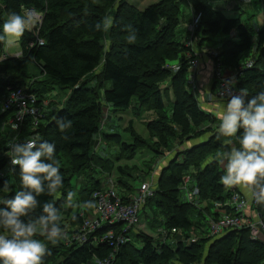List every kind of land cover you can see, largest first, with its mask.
<instances>
[{
    "label": "trees",
    "instance_id": "16d2710c",
    "mask_svg": "<svg viewBox=\"0 0 264 264\" xmlns=\"http://www.w3.org/2000/svg\"><path fill=\"white\" fill-rule=\"evenodd\" d=\"M218 2L160 0L140 10L125 0H0V26L11 12L24 15L28 10H35L41 17L36 37L33 31L26 30L28 33L19 38L18 57L6 55L5 37L0 39V59L5 57L0 60V105L5 106L9 96L20 90L33 95V106L37 109L36 124L26 115L17 123L16 104L0 111V171L5 170L0 176V186L9 184L10 179L9 197L21 190L18 166L15 172L11 171L9 143L35 138L56 144L63 186L56 194H41L30 219L43 214L45 203L54 202L62 217L66 238L52 244L39 234L34 237L47 246L43 264H95L112 253V247L101 238L111 229L121 233L122 225L104 222L86 242L71 241L81 224L78 210L89 216L95 205L93 193H103L109 188L110 178L121 202L127 201L137 184L151 183L153 196L144 204L141 215L144 218L143 215L152 213L153 220L147 216L149 229L174 232L171 246L167 244V237L162 243H156L142 231H125L127 241L118 247L113 264H264V243L251 239L247 227L226 228L214 235L206 231L208 236L202 235L203 238L191 234L208 230L205 213L214 220L218 218L212 204L218 200L223 202L229 191L221 182L225 171L219 168L217 157L221 150L230 149L223 145L224 136L214 131L217 118L200 108L192 93L194 90L187 85L189 61L197 60L198 49L203 50L205 43L218 36L213 41L217 50L208 52L214 68L213 92L217 90L220 76L227 83L232 82L236 90H247L248 98L264 91V28L255 31V26H247L241 21L242 14L224 15L215 5ZM181 5L189 7L193 14H201L193 32L185 29L183 39L190 38L187 45L179 41L176 33ZM113 8L111 29L98 30L96 25L107 17L106 10ZM247 62L251 63L249 68L244 67ZM31 66L38 69L37 76L29 74ZM92 81L95 85L90 88ZM166 82L173 97L168 115L160 90ZM194 83L198 85L197 73ZM56 88L65 92L68 99L64 107L52 111L46 101ZM103 104L114 112L129 110L133 104L138 108L148 107L155 118L145 125L148 137L143 138L132 130L133 142L126 143L119 134L105 132L100 128ZM57 117L70 120L71 127L61 130ZM204 135H208L206 142L186 146L189 140L204 138ZM239 136L240 132L235 135L236 141ZM112 147H118L119 153L112 155ZM142 149L152 153L151 164L159 157L176 154L163 167L156 163L150 168L149 180L137 182V177L127 174V168L117 163L134 159ZM181 156L183 159H179ZM114 171L119 177L114 176ZM156 171L158 174L154 176ZM185 177L189 179V190L198 189L193 202L186 195L181 200ZM69 192L75 193V203L71 205L67 202ZM89 201L91 206H86ZM66 206L77 207L73 216L64 218ZM254 210L264 220V203H257L253 212L250 210L249 219L255 215ZM200 217L205 224L198 221ZM192 236L196 240L190 239Z\"/></svg>",
    "mask_w": 264,
    "mask_h": 264
},
{
    "label": "clouds",
    "instance_id": "9594fccd",
    "mask_svg": "<svg viewBox=\"0 0 264 264\" xmlns=\"http://www.w3.org/2000/svg\"><path fill=\"white\" fill-rule=\"evenodd\" d=\"M37 18L35 10H28L24 15L11 12L0 26V39L5 36L13 40L22 37L35 25ZM113 23L111 17H105L96 27L108 31ZM227 96L226 103L218 101L216 96L211 97L218 109V132L227 137L240 132V147L223 153L222 161L226 164L221 182L227 187H245L252 199L264 203V91L251 98L245 89L238 94L228 91ZM6 110L0 105V111ZM56 123L61 130L71 127V121L61 117L56 118ZM9 148L11 171L15 172L18 166L21 190L9 197L12 192L10 185L5 182L0 186V229L3 230L0 234V264H43L48 249L44 242L34 237L39 234L52 244L66 238V229L61 226L62 217L54 202L45 203L43 214L30 219V214L39 205L38 197L45 193L56 194L63 186L56 144L34 138L10 143ZM74 196L75 193H68L69 205ZM86 206H91V201Z\"/></svg>",
    "mask_w": 264,
    "mask_h": 264
},
{
    "label": "rangeland",
    "instance_id": "374dc122",
    "mask_svg": "<svg viewBox=\"0 0 264 264\" xmlns=\"http://www.w3.org/2000/svg\"><path fill=\"white\" fill-rule=\"evenodd\" d=\"M127 3H129L132 6H135L136 8L142 10L145 7H147L148 5L154 4L156 2H159L160 0H125ZM220 1L218 3H216V6H221L222 4L226 3V0H217ZM227 3H229L230 7H238L240 9L234 10L232 11L234 14L231 13L232 17H236V13L238 15H241V21L246 24L249 27L255 26L254 29L255 31L260 30L261 28H264V0H228ZM240 4V5H239ZM188 10H186V9ZM113 9H107L106 10V16L107 17H111L113 16ZM223 12V11H222ZM25 14V13H24ZM189 20H191V15L192 12L190 10L189 7L183 6L181 5V16H180V24L178 26V28L176 29V33L178 34L179 37V41L183 44L188 43V40L190 41V38L187 40L186 37L183 39L184 37V33H185V29L187 27L188 24H190L187 21V15H189ZM237 15V16H238ZM7 19V18H6ZM40 19L41 17L38 15V18L36 20L37 23L40 24ZM36 22L35 25L31 28V30L34 32V28L36 27ZM30 31V30H28ZM28 33V32H26ZM24 33V34H26ZM222 36V35H219ZM218 36H216L215 38H213V40L209 41L208 43H205V45L203 46V50L198 49V51L195 53V56H197V60H201V58L203 59H207L206 56H208V52H210L211 50H217V47L214 45V40L217 39ZM223 38H225L223 36ZM234 39L237 41V37H234ZM5 45H4V52L6 53V55L8 56H15L16 54L20 53V41L19 38L13 40L12 38L6 37L5 36ZM256 51V49H255ZM254 51V54L256 53ZM4 55V56H6ZM187 56V55H186ZM185 59H187V57H184ZM204 61V60H203ZM101 70V67L98 68V71ZM38 73V69L35 68V66H31L30 67V71L29 74L32 76H37ZM207 75L203 74L201 79H200V83H205ZM205 79V80H204ZM90 84V88H92L95 85V82L92 81L89 83ZM168 82H166L165 84H163L160 87L161 92L163 93V101L165 103L166 106H168L167 108V115L170 114V103L173 100V97L170 93V91L168 92ZM199 85H196V88ZM199 92V87L198 89H196V91L192 92L195 94H197ZM68 99V96L65 95V92H60L57 88L55 89V91H53L48 99H47V104L51 105V110L52 111H57L58 109L62 108L65 106L66 100ZM218 101H223V103H226L227 101H224L223 99H217ZM216 105V104H215ZM215 108H217V106H215ZM101 124H100V128L104 129L105 132H107L108 134H119L122 138V140L126 143H132V137L130 135V131L134 130L139 136L143 137V138H147L148 137V132L146 129V124L148 122H150L152 119L154 118V114L152 113L151 110L148 109V107H142V108H138L137 104H133V106L126 111H118V112H114L112 110L111 107H108L106 105H102L101 107ZM214 114L217 115V112H214ZM217 118V117H216ZM218 123L216 125L213 126L214 131L216 134H219L218 129H219V124H220V120L217 118ZM14 136V135H13ZM208 139V135H204V138L199 137L198 139H191L189 141L191 142H187L186 146H198L199 144L206 142V140ZM99 140V139H98ZM10 144V143H9ZM223 145L229 146V149L231 150V148L236 147L239 148L240 147V143L239 140L236 141V137L232 136V137H227L224 136V141H223ZM111 154H116L117 151L119 153V148L118 147H112L111 150ZM226 152L225 150H221L219 153H221V155H219L217 157L218 161H219V168H221V170L225 171V164L226 161H222V156L223 153ZM176 153H169L166 155V158H158V161L156 162L157 164L163 163L165 164V162H167V160L169 161L170 159H172L174 157ZM153 157L152 153L147 151L146 149H142L139 150L136 153V156L134 157V159L132 160H122L120 162L117 163L118 166H122V167H126L127 168V174H131L132 176L137 177V182L141 179L145 180L148 179L149 180V176L150 175V168H152L156 163H153L151 161V163L149 162L150 159ZM211 158V157H209ZM179 159H183L182 156ZM1 174L0 176L3 174L5 170L0 171ZM114 176L116 175L117 177H119L117 171L113 172ZM2 175V176H3ZM153 176V175H152ZM2 178V177H1ZM75 184V181H72ZM11 184V181L9 179V185ZM11 187V186H10ZM12 189V188H11ZM229 191V194L227 196V198L231 197L232 193L234 192H241L240 196L242 198H244V201L248 203L249 209L252 211V208L256 206V204H254V199L251 198L250 196V192L247 188L242 187L240 185L237 186H232V187H227L226 188ZM182 196H181V200L185 199V193L182 191ZM244 193V194H243ZM230 197L226 200H224L223 202H221L220 200H218L219 202H213L212 204V209L214 210V212H216V208L218 207L219 211L225 210V207L228 205L229 199ZM75 202L72 201V204H74ZM206 206V204H205ZM204 207V206H203ZM66 213L64 214V218H68V216H73L74 213L76 212V209H70L69 206H66ZM243 209V208H242ZM246 210H243V216L244 217H248L249 215L245 212ZM142 212H140V217H141V221H140V226L139 228L134 227V231L135 230H139V232L141 233H146V235L148 234L156 243H162L164 237H167L168 242L167 244H171V246H173V237H174V232H170V233H164L163 235H160L158 230L161 229H157L155 230H151L149 229L148 225H150L148 223V219L147 216H150V213L148 212L147 215H143L144 218L142 217ZM254 214H255V218L252 221V227L254 228H259L262 224L261 221L258 220V218L256 217V213L254 210ZM205 217L208 218V230L207 228H205L204 232H202V230H198V231H193L191 232V234H194L197 236V238H203V236H208V234H211V223L209 222V220H214V218H211L209 216L208 213L204 214ZM195 218H197L195 216ZM204 218V217H203ZM150 219L153 220V215L151 213ZM199 222L205 224L204 220L200 217L198 219ZM207 221V220H206ZM220 222V221H219ZM224 223V221H221ZM117 225H122V229L126 228V226L122 223H114ZM204 228V227H201ZM206 231H209V233L207 234ZM263 233L264 231L261 230ZM199 234V235H198ZM201 235V236H200ZM176 239H178L177 236H175ZM190 239H194L196 240L195 236H192Z\"/></svg>",
    "mask_w": 264,
    "mask_h": 264
},
{
    "label": "built area",
    "instance_id": "2783aa9c",
    "mask_svg": "<svg viewBox=\"0 0 264 264\" xmlns=\"http://www.w3.org/2000/svg\"><path fill=\"white\" fill-rule=\"evenodd\" d=\"M200 19L201 14L192 13L190 24L187 26V31L189 33L193 32L194 28L197 27L200 22ZM38 25L39 23L36 22V27L34 28L33 32L34 37H36V34L38 33ZM37 41L39 42V45L43 44V42L38 38ZM4 58L5 57L2 56L1 59ZM198 61L195 59L194 61H189L191 65V71L187 78V85L190 86V88L194 91L195 89H193L194 87L192 86V84L194 83L195 73H197L198 71ZM250 66V62H247L244 65L245 68H249ZM175 70H177L176 67ZM217 75L220 76V70H217ZM239 75H241V73H239ZM228 91H231L233 94L239 93V91L236 90L234 86L227 83V81L220 76L219 84L217 86V90L214 93V96H216L217 99H228ZM211 97L212 95H209V100H211ZM34 103L35 99L33 95L25 94L19 90L13 92L9 96L8 100L5 103V107L7 109L10 105L16 104L18 115L15 118V121L17 123H21L23 121V117L26 115L32 117L34 119V124H36L37 109L33 106ZM9 153L11 159V151ZM188 180V177L184 178L182 190L187 196L188 201L193 202L197 199L198 189L194 187L193 189L189 190ZM109 184L110 187L104 190L103 193L101 191L93 193L92 197L95 202V205L93 206V209L89 216H86L83 210H78L79 218L81 219V224L76 229V232L73 233L71 236V241L83 243L86 242L89 235L93 234L98 229H100L101 225L104 222H108V224L122 223L126 226V228H124L121 233H117L115 230L112 229L104 233L101 238V241L105 242L108 246L112 247V253L105 259L96 260L95 264L114 263L115 254L117 252L118 247L127 241L123 233L129 229H134V227L139 226L141 221L140 212H142V208L146 201L153 196V187L151 183L143 182L138 187H136L133 194L129 195L126 202H121L119 196H117L114 190V181L112 178L109 179ZM253 202L254 204H257L255 200ZM248 208V203L244 201V198H242L239 193H232L228 205L225 207V210L221 209V211H219L217 207L215 211L219 214L218 218L216 220H209L212 229L211 234H219L226 228L231 229L247 227L250 229L251 239L264 243V233L261 231H264V220L260 219L256 214V217L258 218V220L261 221L262 225L259 228L252 227L251 224L253 219L255 218V215L251 217V219L243 216V210L245 209L247 211ZM221 221H224V223ZM158 232L160 235H163L165 233V231L162 229L158 230ZM109 241L112 242L111 245L109 244Z\"/></svg>",
    "mask_w": 264,
    "mask_h": 264
},
{
    "label": "crops",
    "instance_id": "0c3cea01",
    "mask_svg": "<svg viewBox=\"0 0 264 264\" xmlns=\"http://www.w3.org/2000/svg\"><path fill=\"white\" fill-rule=\"evenodd\" d=\"M217 8L222 9L224 15H226V16H232L231 13L234 14L232 11L237 10L236 7H230L229 3H224L221 6H217ZM237 15L238 14L236 13V16ZM189 16H190V14L187 15V20L189 19ZM191 17H192V15H191ZM206 57H207L206 60L203 58H201V60H199V67H198V72H197L199 92L197 94H195L194 96H195L200 108L203 111L210 113L213 116L218 118V116L216 114H214V112L218 111V109L215 108L216 102H214L212 99L209 100V95L214 96V92H213L214 91L213 87L215 85L214 68H213V65H212L210 58L208 56H206ZM203 74H206L207 77H206V80L204 79L205 83H200V79H201ZM227 75H225V76H227ZM198 87H197V89H198ZM161 166L162 167L164 166V162L160 163V167ZM157 174H158V171H156V174L154 176H156ZM247 214L248 215L251 214L250 210L247 211Z\"/></svg>",
    "mask_w": 264,
    "mask_h": 264
},
{
    "label": "bare ground",
    "instance_id": "6f19581e",
    "mask_svg": "<svg viewBox=\"0 0 264 264\" xmlns=\"http://www.w3.org/2000/svg\"><path fill=\"white\" fill-rule=\"evenodd\" d=\"M49 84V83H48ZM192 86L194 87V89H196V83H193ZM18 115V112L17 110L15 111V114H14V118H16ZM139 186V184H137V187Z\"/></svg>",
    "mask_w": 264,
    "mask_h": 264
}]
</instances>
